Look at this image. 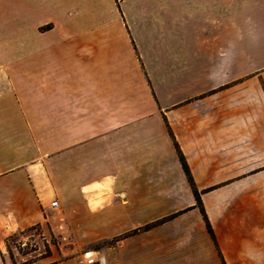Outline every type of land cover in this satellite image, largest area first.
I'll use <instances>...</instances> for the list:
<instances>
[{"label": "crops", "instance_id": "obj_1", "mask_svg": "<svg viewBox=\"0 0 264 264\" xmlns=\"http://www.w3.org/2000/svg\"><path fill=\"white\" fill-rule=\"evenodd\" d=\"M178 150L225 264H264V0H0V264L58 218L218 264Z\"/></svg>", "mask_w": 264, "mask_h": 264}, {"label": "rangeland", "instance_id": "obj_2", "mask_svg": "<svg viewBox=\"0 0 264 264\" xmlns=\"http://www.w3.org/2000/svg\"><path fill=\"white\" fill-rule=\"evenodd\" d=\"M47 29L48 27L41 28L42 32ZM63 176V169L58 170L57 179L63 181ZM53 209L58 214L64 212L62 205L58 203ZM184 212L185 210L178 214ZM178 214L166 217L162 219V222L171 220ZM57 221L60 224L58 231L36 227L32 230L23 232L21 235L9 238L7 243L9 248L7 255L8 264H47L52 261L62 260L70 261L72 264H79V261L86 253H92L94 256L104 258L105 264H111V259L117 251L120 240L132 235V232H130L110 239L84 241L79 234H73L70 229L63 228L64 219L58 218ZM212 240L217 252L218 264H225L220 243L216 240L215 235Z\"/></svg>", "mask_w": 264, "mask_h": 264}, {"label": "trees", "instance_id": "obj_3", "mask_svg": "<svg viewBox=\"0 0 264 264\" xmlns=\"http://www.w3.org/2000/svg\"><path fill=\"white\" fill-rule=\"evenodd\" d=\"M176 149H177V148H176ZM178 155H179V159H180L181 165H182V167H183V170H184V172H185V174H186V176H187V178H188V181H189V183H190V186H191V188H192V190H193V193H194V195H195V197H196V199H197V201H198V204H199V206H200V211H201V213H202V215H203V217H204V220H205V223H206V226H207V230H208L210 236L212 237V239H214V235H213L212 229H211V227H210V225H209V223H208V220H207V218H206V216H205V214H204V210H203V208H202V206H201V204H200V202H199L198 193H197V190H196L195 187H194V183H193L192 178H191V176H190V172H189V170H188V166H187V164H186V162H185V160H184V158H183V156H182V154L180 153L179 150H178ZM149 227H150L149 225H148V226H145L144 229H147V228H149Z\"/></svg>", "mask_w": 264, "mask_h": 264}, {"label": "built area", "instance_id": "obj_4", "mask_svg": "<svg viewBox=\"0 0 264 264\" xmlns=\"http://www.w3.org/2000/svg\"><path fill=\"white\" fill-rule=\"evenodd\" d=\"M56 205L57 203L54 202L52 207ZM79 264H105V259L94 256L92 253H86L84 254L83 258L79 261Z\"/></svg>", "mask_w": 264, "mask_h": 264}]
</instances>
